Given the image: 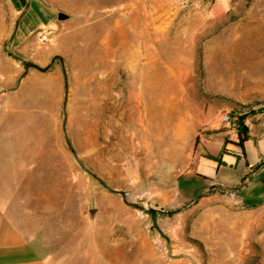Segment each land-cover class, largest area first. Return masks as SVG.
<instances>
[{
  "label": "rangeland",
  "instance_id": "1",
  "mask_svg": "<svg viewBox=\"0 0 264 264\" xmlns=\"http://www.w3.org/2000/svg\"><path fill=\"white\" fill-rule=\"evenodd\" d=\"M242 127L253 166L264 0H0V211L44 264H264V157L182 178Z\"/></svg>",
  "mask_w": 264,
  "mask_h": 264
},
{
  "label": "crops",
  "instance_id": "2",
  "mask_svg": "<svg viewBox=\"0 0 264 264\" xmlns=\"http://www.w3.org/2000/svg\"><path fill=\"white\" fill-rule=\"evenodd\" d=\"M30 6L40 15L42 26L46 23L47 13L39 3L35 1L29 2ZM14 12H16L19 17L24 15L22 12V6L14 7L12 4ZM29 46L27 44L25 48ZM251 141L248 139L244 143V150L246 144ZM224 152L217 153L214 155L212 159L203 158L199 159L197 167L195 170L186 173L182 178H190L192 176L196 177L197 183L195 187L203 188L207 187V192L213 185H221V186H233L234 184H223L221 182H216L215 177L218 175L220 168L226 167L227 164L231 162V160L235 159L239 161L241 164H244L246 168V172L250 170L254 165L259 162L261 157H264V142L259 141L256 144V154L253 156V161L255 162L253 166H249L247 162L248 155L242 156L239 148L235 144H225ZM238 150V151H237ZM245 153V151H244ZM218 159V161L214 160ZM181 178V180H182ZM179 183V182H178ZM251 182H248V186ZM205 192L199 194L198 196L204 194ZM179 198L182 201H191L196 197H192L189 195H183L178 190ZM197 196V197H198ZM0 264H44L42 258L36 253L29 244L21 237V235L6 221L3 213L0 211Z\"/></svg>",
  "mask_w": 264,
  "mask_h": 264
},
{
  "label": "bare ground",
  "instance_id": "3",
  "mask_svg": "<svg viewBox=\"0 0 264 264\" xmlns=\"http://www.w3.org/2000/svg\"><path fill=\"white\" fill-rule=\"evenodd\" d=\"M100 1V0H99ZM134 1V0H133ZM96 2V1H95ZM130 5V4H129ZM135 12V11H134ZM133 55H135V52L131 55L132 57H133ZM134 63L135 62V60H132V59H130V60H127V63ZM134 65V64H133ZM227 214V213H226ZM228 216V215H227ZM235 217V216H234ZM233 216H232V218H234ZM226 218V217H225ZM231 218V219H232ZM251 218V217H250ZM223 219V218H222ZM221 220V219H220ZM229 220V219H228ZM228 220L226 221L227 223H228ZM223 222V221H222ZM221 222V223H222ZM231 222V221H230ZM232 222H234V225L231 227V231L232 232H235L236 230H239V229H241V228H243L245 231H244V234H243V236H247L249 233H250V228H249V223H250V221L248 220V218L247 219H242V220H238V219H235V220H233ZM220 223V222H219ZM218 223V224H219ZM223 224H224V222H223ZM219 226V225H218ZM228 226V225H227ZM251 226V225H250ZM222 228V227H221ZM220 228V229H221ZM223 230V229H222ZM229 230V229H228ZM240 231V230H239ZM229 233V232H228ZM241 233V232H240ZM234 235V234H233ZM238 235V234H237ZM242 239V238H241Z\"/></svg>",
  "mask_w": 264,
  "mask_h": 264
},
{
  "label": "trees",
  "instance_id": "4",
  "mask_svg": "<svg viewBox=\"0 0 264 264\" xmlns=\"http://www.w3.org/2000/svg\"><path fill=\"white\" fill-rule=\"evenodd\" d=\"M238 124L241 125V122L239 121ZM246 132H247L246 129H244L243 127H242V129H238L236 132V143H235V145L239 148L243 157L245 156L244 143L249 139ZM214 160L219 162L218 159H214ZM258 166L259 165L257 164L255 166H253V168H257Z\"/></svg>",
  "mask_w": 264,
  "mask_h": 264
},
{
  "label": "water",
  "instance_id": "5",
  "mask_svg": "<svg viewBox=\"0 0 264 264\" xmlns=\"http://www.w3.org/2000/svg\"><path fill=\"white\" fill-rule=\"evenodd\" d=\"M67 18H68V16H67L66 14H64V13H58V14H57V19L60 20V21H61V20H65V19H67ZM56 58H58V59L60 60V58H59L58 56H54V57L51 59L50 63H49L47 66H45V67H40V66H38L37 64H35V63L31 62V61H24V62H23V65H24V67H25V71L28 70L29 68H33V69H36V70H38V71H40V72H45V71L50 67V65L52 64V62H53Z\"/></svg>",
  "mask_w": 264,
  "mask_h": 264
},
{
  "label": "built area",
  "instance_id": "6",
  "mask_svg": "<svg viewBox=\"0 0 264 264\" xmlns=\"http://www.w3.org/2000/svg\"><path fill=\"white\" fill-rule=\"evenodd\" d=\"M36 33H37L38 40L40 42H45L50 38V36L52 34V30L48 27H41L37 30ZM222 120L227 122V121L231 120V118L228 114H224L222 116Z\"/></svg>",
  "mask_w": 264,
  "mask_h": 264
}]
</instances>
